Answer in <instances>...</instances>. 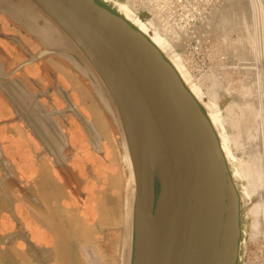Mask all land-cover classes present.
<instances>
[{
  "label": "water",
  "instance_id": "water-1",
  "mask_svg": "<svg viewBox=\"0 0 264 264\" xmlns=\"http://www.w3.org/2000/svg\"><path fill=\"white\" fill-rule=\"evenodd\" d=\"M0 12L43 45L35 56L53 54L88 82L117 134L126 174L120 264H245L251 199L223 105L172 43L123 0H0ZM0 95L60 168L67 140L46 108L10 77H0Z\"/></svg>",
  "mask_w": 264,
  "mask_h": 264
},
{
  "label": "flooded vegetation",
  "instance_id": "flooded-vegetation-1",
  "mask_svg": "<svg viewBox=\"0 0 264 264\" xmlns=\"http://www.w3.org/2000/svg\"><path fill=\"white\" fill-rule=\"evenodd\" d=\"M43 49L0 12V77L20 80L67 140L62 146L64 163L56 168L0 96V264H92L84 249L95 244L109 255L115 249L111 223L122 224V200L115 203L109 177L115 172L112 150L101 129L110 122L87 81L53 54L35 56ZM79 117L93 123L100 139H89ZM39 185L65 208H57L64 216L63 225L56 220L60 229L40 226L34 218L43 209L50 211L48 206L40 210ZM105 191L110 195L103 198ZM110 197L114 202L107 210L102 202ZM98 261L94 263L103 264Z\"/></svg>",
  "mask_w": 264,
  "mask_h": 264
},
{
  "label": "rangeland",
  "instance_id": "rangeland-1",
  "mask_svg": "<svg viewBox=\"0 0 264 264\" xmlns=\"http://www.w3.org/2000/svg\"><path fill=\"white\" fill-rule=\"evenodd\" d=\"M200 32L206 47L203 57L184 64L205 94L223 105L242 183L252 192L244 263L264 264V0H222ZM101 129L112 150L111 189L115 203L122 200L123 212L126 174L118 137L111 124ZM44 219L50 226L56 223L50 214ZM57 220L60 225L59 216Z\"/></svg>",
  "mask_w": 264,
  "mask_h": 264
},
{
  "label": "built area",
  "instance_id": "built-area-1",
  "mask_svg": "<svg viewBox=\"0 0 264 264\" xmlns=\"http://www.w3.org/2000/svg\"><path fill=\"white\" fill-rule=\"evenodd\" d=\"M221 2L222 0H126L131 9L148 16L144 21L169 39L186 64L203 57L206 47L200 29L209 21L212 12Z\"/></svg>",
  "mask_w": 264,
  "mask_h": 264
},
{
  "label": "crops",
  "instance_id": "crops-1",
  "mask_svg": "<svg viewBox=\"0 0 264 264\" xmlns=\"http://www.w3.org/2000/svg\"><path fill=\"white\" fill-rule=\"evenodd\" d=\"M88 83V82H87ZM90 87V86H89ZM28 90V89H27ZM92 90V89H91ZM93 93V91H92ZM94 95V94H93ZM1 96V95H0ZM2 97V96H1ZM4 100V99H3ZM5 101V100H4ZM6 102V101H5ZM7 103V102H6ZM8 104V103H7ZM9 105V104H8ZM10 106V105H9ZM13 110V109H12ZM14 112V111H13ZM15 115V113H14ZM14 120H15V117H14ZM19 121V120H18ZM21 122V121H19ZM25 127V126H24ZM26 128V127H25ZM27 129V128H26ZM28 130V129H27ZM29 131V130H28ZM30 133V132H29ZM31 134V133H30ZM32 135V134H31ZM41 147V146H40ZM42 150V148H41ZM43 152V151H42ZM44 153V152H43ZM45 155V154H44ZM46 156V155H45ZM47 158V156H46ZM48 159V158H47ZM49 160V159H48ZM50 161V160H49ZM51 162V161H50ZM52 163V162H51ZM54 166V165H53ZM55 167V166H54ZM35 176V175H34ZM33 176V177H34ZM48 177V176H47ZM46 190V191H45ZM110 192V191H109ZM98 195H101V192L97 191L96 192ZM113 193L116 195L115 193V190L113 191ZM49 194V195H48ZM102 195H103V198L106 196V195H110L109 193L107 194L106 191L105 193L102 192ZM36 196L39 197L40 201H41V204H39V207L40 210L44 208V206H48L47 208L50 209L49 213H46L44 211V209L41 211V212H37L34 214V218L36 219L37 223L40 225V226H49L47 222H45V219H44V216L50 214L54 217V219L59 218L63 219L64 216H62V214H59L57 213V208L58 206H60V210L63 208V206L60 205V203L58 202L57 200V197H54L50 192L49 190L47 189H43L41 185H39V188L37 187V191H36ZM113 197H110V198H106V201L105 199H103V206L106 207L107 210H110L111 207L113 206L112 205V202H114V199H112ZM43 202V203H42ZM63 210H65V208H63ZM123 212H122V224L121 225H116V224H112L111 223V228H115V232L113 234L114 237H112V239H110L111 242H114L115 243V249L109 254V255H103V252L98 248L97 245H92V246H89V247H86L84 249V253H85V257L88 261H91L90 263L92 264H97V263H94L95 260H101L103 262V264H120V255H121V248H122V245H123V220H124V216H123ZM116 218H117V215H116ZM115 218V219H116ZM61 219V220H62ZM55 220V225L59 222V220L56 221ZM60 224H64V221L60 222ZM120 226V231L119 230H116L118 229ZM57 227V225H56ZM99 262V261H98Z\"/></svg>",
  "mask_w": 264,
  "mask_h": 264
},
{
  "label": "bare ground",
  "instance_id": "bare-ground-1",
  "mask_svg": "<svg viewBox=\"0 0 264 264\" xmlns=\"http://www.w3.org/2000/svg\"><path fill=\"white\" fill-rule=\"evenodd\" d=\"M150 26L152 27V28H154L151 24H150ZM155 29V28H154ZM166 37V36H165ZM209 97H210V99L212 100V101H214L215 102V99H214V97L213 96H210L209 95ZM216 98V97H215ZM250 115H251V113H250ZM255 115V114H254ZM234 154V153H233ZM235 156V155H234ZM240 171V170H239ZM241 173V172H240ZM248 191H249V194L252 196V192H251V190L249 189V186H248Z\"/></svg>",
  "mask_w": 264,
  "mask_h": 264
}]
</instances>
